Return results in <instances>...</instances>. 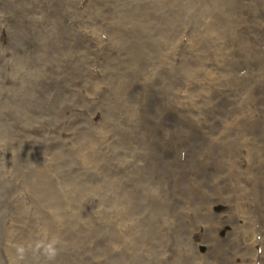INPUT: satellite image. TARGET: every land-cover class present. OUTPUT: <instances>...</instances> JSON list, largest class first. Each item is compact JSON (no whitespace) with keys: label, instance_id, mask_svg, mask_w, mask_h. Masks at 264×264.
<instances>
[{"label":"rangeland","instance_id":"rangeland-1","mask_svg":"<svg viewBox=\"0 0 264 264\" xmlns=\"http://www.w3.org/2000/svg\"><path fill=\"white\" fill-rule=\"evenodd\" d=\"M0 264H264V0H0Z\"/></svg>","mask_w":264,"mask_h":264},{"label":"bare ground","instance_id":"bare-ground-1","mask_svg":"<svg viewBox=\"0 0 264 264\" xmlns=\"http://www.w3.org/2000/svg\"><path fill=\"white\" fill-rule=\"evenodd\" d=\"M241 122H242V121H241ZM241 122H240V120H238V121H236L235 123H233L232 125H234V124H239V123H241ZM241 127H242V126H241ZM241 127H239V129H242ZM234 129L238 130L237 128H234ZM191 132H192V131H191ZM186 133L189 134L188 131H187ZM215 133H216V134H220V133H222V131H221V130H216ZM212 134H213V133H212ZM242 134L247 135V136H252V135H250V131H248V130H243ZM210 137H211V136H210ZM214 137H215V136H212L213 141H214ZM221 137H223V136H220V138H221ZM191 140H193V139H190V141H191ZM188 141H189V139H188ZM181 143H182V142H181V139H180V144H181ZM168 144H169V147H171V148L176 147V145H177V137L174 136V137L171 139V141L168 142ZM210 144H211V142H210ZM208 159H211V158H210V157H207V158L205 159L206 166H209V163L207 162ZM214 159H215V160H214V162H215V161H216V157H214ZM202 165H203V161H202ZM253 183H254V182H250V183H248L250 189H251ZM224 188H225V190H227V189H228V186L225 185ZM214 205H216V204H214ZM223 205L226 207L227 204L224 203ZM217 209H218V210H222L223 208H222L221 206H217ZM199 231H200V234H202V235L205 234V236H207V238H208L209 240L213 238V236H212L211 234H214V235H215V231H214V229H213L210 225H208V224H205V227H201ZM209 235H210V237H208ZM203 249H206V248H205V245L203 246Z\"/></svg>","mask_w":264,"mask_h":264}]
</instances>
